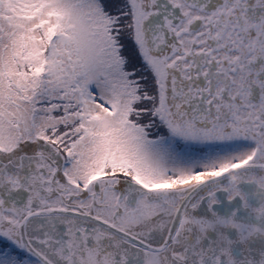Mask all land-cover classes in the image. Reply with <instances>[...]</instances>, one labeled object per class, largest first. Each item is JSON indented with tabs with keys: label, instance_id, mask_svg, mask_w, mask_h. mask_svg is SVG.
I'll list each match as a JSON object with an SVG mask.
<instances>
[{
	"label": "snow or ice",
	"instance_id": "snow-or-ice-1",
	"mask_svg": "<svg viewBox=\"0 0 264 264\" xmlns=\"http://www.w3.org/2000/svg\"><path fill=\"white\" fill-rule=\"evenodd\" d=\"M261 175L264 0H0V264H264Z\"/></svg>",
	"mask_w": 264,
	"mask_h": 264
},
{
	"label": "flooded vegetation",
	"instance_id": "flooded-vegetation-1",
	"mask_svg": "<svg viewBox=\"0 0 264 264\" xmlns=\"http://www.w3.org/2000/svg\"><path fill=\"white\" fill-rule=\"evenodd\" d=\"M237 144L240 146H247L248 142L241 140L238 141ZM220 183H227V178L222 179ZM237 187L245 194L247 203L249 205L255 206L257 204V200L253 196L255 191V185L253 183L241 180ZM214 196L216 198V203H214L211 207L212 211H214L219 216H232L234 220L239 222H255L254 215L251 213V209L244 207V201L240 196H235L229 200L227 198V192L223 189H218L214 193ZM207 199L208 198L205 197L197 209L198 214L209 215ZM226 232L229 239L234 241V243L231 245V254L235 259H240L244 244L238 240V233L235 229L230 228L227 229ZM209 236L214 239L215 233L210 232Z\"/></svg>",
	"mask_w": 264,
	"mask_h": 264
},
{
	"label": "clouds",
	"instance_id": "clouds-1",
	"mask_svg": "<svg viewBox=\"0 0 264 264\" xmlns=\"http://www.w3.org/2000/svg\"><path fill=\"white\" fill-rule=\"evenodd\" d=\"M254 180L256 182V189L257 190H264L261 187V182L264 181V175L254 177ZM251 211L257 216L264 215V198H261L258 203L255 206H251ZM253 229H255V226H253Z\"/></svg>",
	"mask_w": 264,
	"mask_h": 264
}]
</instances>
